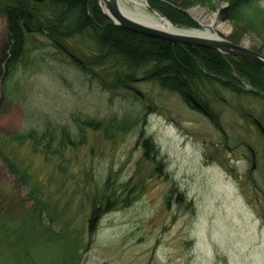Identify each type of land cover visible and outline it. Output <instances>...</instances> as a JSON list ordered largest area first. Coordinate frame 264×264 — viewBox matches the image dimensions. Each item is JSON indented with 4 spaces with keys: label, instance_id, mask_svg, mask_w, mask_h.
<instances>
[{
    "label": "rangeland",
    "instance_id": "374dc122",
    "mask_svg": "<svg viewBox=\"0 0 264 264\" xmlns=\"http://www.w3.org/2000/svg\"><path fill=\"white\" fill-rule=\"evenodd\" d=\"M215 4V12L186 11L194 29L229 40L232 25L220 17L227 4ZM214 15L227 31L210 25ZM40 39L45 47L30 45L6 90L0 86V264H264V135L255 122L264 128V94L244 93L256 92L245 82L243 94L207 84L202 98L217 128L143 72L130 86L144 99L127 88L105 91L62 45ZM8 42L0 15V63ZM239 44L264 56L254 36ZM142 119L156 160L146 158ZM112 120L131 129L115 132ZM48 127L68 128L75 145L46 150L47 160L27 136ZM86 195L128 204L102 212L96 226ZM39 203L42 220L32 211ZM48 226L62 232L61 243L50 241Z\"/></svg>",
    "mask_w": 264,
    "mask_h": 264
},
{
    "label": "trees",
    "instance_id": "16d2710c",
    "mask_svg": "<svg viewBox=\"0 0 264 264\" xmlns=\"http://www.w3.org/2000/svg\"><path fill=\"white\" fill-rule=\"evenodd\" d=\"M217 1L227 4L221 9L220 17L232 25L230 41L239 44L244 38L254 36L264 43V0H150V6L175 26L194 29L198 27L197 23L182 11L200 5L215 12L219 10ZM0 15L6 20L9 35L5 49L8 53L4 52L0 63V86L4 90L25 62L29 46L40 51L45 47V41L40 38H44L62 45L81 62L77 65L88 77L112 93L135 83L143 72L145 77L142 79L158 84L163 91L179 95L194 110L197 109L187 95L191 94L208 110V103L202 97L206 94L204 87L213 80L235 93L243 94L238 85L245 82L256 92L244 93L256 97L259 93L264 94V71L255 65L212 50L173 44L117 28L101 14L96 0H0ZM256 52L263 54L259 50ZM74 119L79 121L80 118ZM215 119L217 117L212 122L220 128L219 119ZM87 123L88 126L98 124L92 120ZM109 124L115 132L131 129L117 120ZM145 126L142 119L139 133L143 138L142 146L146 158L156 160L160 153L153 140L146 136ZM57 132L48 127L40 134L31 132L27 138L33 143V150L44 153L48 160L46 150L64 153L69 144L75 145L68 128L61 129L60 134ZM86 199L89 201L88 197ZM89 203L97 214V226L102 212L112 211L128 201L101 195ZM44 207L42 203L33 207L34 219L42 220L40 211ZM55 222L54 218L50 219L51 225ZM96 226L91 227L90 232L96 231ZM46 229L50 241L61 243L62 232L52 226ZM65 250L68 258L70 250L67 247Z\"/></svg>",
    "mask_w": 264,
    "mask_h": 264
},
{
    "label": "water",
    "instance_id": "95a60500",
    "mask_svg": "<svg viewBox=\"0 0 264 264\" xmlns=\"http://www.w3.org/2000/svg\"><path fill=\"white\" fill-rule=\"evenodd\" d=\"M96 1L101 14L108 20V22L111 25L117 28H120L122 30L137 35L145 36L156 40L166 41L173 44L212 50L222 55L233 57L251 63L264 71V56L259 52L250 50L247 47V44L245 45L235 44L229 41L228 39L219 36L204 37V36H195V35L191 36L183 33L166 32L157 28L143 25L138 21L130 18L129 16H127V14L123 13L121 7L118 4V0H96ZM145 9L152 14H157L159 16L164 17V15L161 12L152 9L149 5H145ZM190 11H182V12L190 16ZM213 17L216 19V15H214ZM199 25L201 24L199 23ZM203 27L205 29H210L209 26H203ZM61 48L65 51V49L62 46ZM66 53L73 60H75L78 63H81L73 55H71L68 52ZM126 88L132 91L137 96L144 99L143 94L139 90L130 86H126ZM187 97L195 108L202 111L207 116L209 115L208 111L191 94H188ZM251 153L253 155V160L255 161V154L253 153V150H251ZM254 168L255 165L253 166V169Z\"/></svg>",
    "mask_w": 264,
    "mask_h": 264
},
{
    "label": "bare ground",
    "instance_id": "6f19581e",
    "mask_svg": "<svg viewBox=\"0 0 264 264\" xmlns=\"http://www.w3.org/2000/svg\"><path fill=\"white\" fill-rule=\"evenodd\" d=\"M147 0H118V4L121 7L122 11L124 14H127L130 18L138 21L139 23L143 25H147L153 28H157L166 32H172V33H183V34H188V35H195V36H204V37H217L218 35L212 34L210 31L208 32H203L201 30L197 29H181L177 26H175L171 21H169L165 16H159L157 14H152L146 12L145 9V2ZM98 5V4H97ZM187 15V14H186ZM199 18V23L203 26H207L205 24L204 19H201L202 17L198 16ZM212 27L216 26L219 30H224L225 25L220 23L219 19L213 20L210 24ZM210 26V27H211ZM257 123V128H261L262 125L258 121Z\"/></svg>",
    "mask_w": 264,
    "mask_h": 264
},
{
    "label": "flooded vegetation",
    "instance_id": "af4514ba",
    "mask_svg": "<svg viewBox=\"0 0 264 264\" xmlns=\"http://www.w3.org/2000/svg\"><path fill=\"white\" fill-rule=\"evenodd\" d=\"M207 117L212 120V115L210 113H209V116H207ZM255 122H258V121H255ZM259 131L264 135V128L263 127H261V128L259 127ZM252 162H253V166H254L256 163V159H255V161L252 159Z\"/></svg>",
    "mask_w": 264,
    "mask_h": 264
}]
</instances>
